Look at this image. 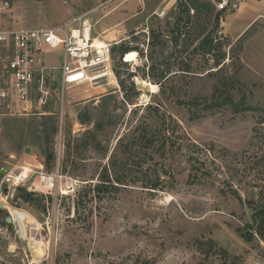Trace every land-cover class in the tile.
Listing matches in <instances>:
<instances>
[{
    "label": "rangeland",
    "instance_id": "rangeland-1",
    "mask_svg": "<svg viewBox=\"0 0 264 264\" xmlns=\"http://www.w3.org/2000/svg\"><path fill=\"white\" fill-rule=\"evenodd\" d=\"M9 1L3 27H51L77 18L91 25L93 36L126 42L138 56L121 61L117 50L116 77L64 87V53L48 50L45 102L36 90L34 113L0 116V179L3 168L30 163L51 172L59 163L79 182L76 193L64 196L37 185L7 199L4 189L0 204L9 205L0 207V264H264V18L231 38L248 11L264 17V0H242L235 22L241 0H228L225 8L223 0H196L215 7L211 17L198 13L194 0L103 7V0ZM181 1L191 19L181 14ZM179 15L188 24L176 45ZM151 31L163 41L154 48L158 67L180 73L182 62H190L196 76L173 75L164 89L147 76ZM206 36L209 53L198 50ZM209 71L214 75L203 76ZM214 86L221 91L213 94ZM219 95V105L207 108ZM49 114L58 126L51 165L40 141ZM106 172L114 186L98 193ZM11 207L40 225L27 222L23 234Z\"/></svg>",
    "mask_w": 264,
    "mask_h": 264
},
{
    "label": "built area",
    "instance_id": "built-area-1",
    "mask_svg": "<svg viewBox=\"0 0 264 264\" xmlns=\"http://www.w3.org/2000/svg\"><path fill=\"white\" fill-rule=\"evenodd\" d=\"M128 0H103L101 7ZM228 0L220 3L225 8ZM11 9L9 0H0V19ZM73 19L61 25L41 28L11 29L0 24V116H28L34 113V92L45 102L50 91L46 88L47 66L43 54L60 49L64 61L60 66L63 86L90 83L101 84L115 76L113 68L114 41L93 36L87 21ZM1 22V21H0ZM81 24V25H80ZM116 77V76H115ZM39 178L40 181L36 182ZM41 186L62 196L76 193L79 182L64 174L58 165L51 172L43 165L8 168L0 179V197L8 188V199L19 188L34 191ZM12 215V213H11ZM14 220V219H13Z\"/></svg>",
    "mask_w": 264,
    "mask_h": 264
},
{
    "label": "trees",
    "instance_id": "trees-1",
    "mask_svg": "<svg viewBox=\"0 0 264 264\" xmlns=\"http://www.w3.org/2000/svg\"><path fill=\"white\" fill-rule=\"evenodd\" d=\"M193 2H194L195 6L198 10V13H200L201 15H202V13H205V15L203 14L205 17H211L214 14L215 7L211 3H206V2L200 3L196 0H194ZM179 7H180V12L182 15L185 16V19H186V17L187 18L189 17V19H191L190 6H188L186 3L181 1V3H179ZM183 19H184V17H182L180 15L176 18L174 29L179 31L177 33V36L174 37V41H175L176 45L179 44V39H180V36L182 33L180 28H182L183 26L188 24V23L182 24ZM217 24H219V17L217 18ZM205 38L206 39H204V41L201 42V44H200L201 48H198V50L201 49V50H203L204 53L205 52L209 53L210 51H207V50H210V48L212 49V40H210L209 36L208 37L206 36ZM194 41H195V39L191 38L189 40L188 45L194 44ZM159 44H163V41L160 40V35L156 34L155 31H151V36L149 39V46H151L153 49H152L151 53L148 54V58L151 61V64H150L147 76H149L150 78L156 79V82L160 85L161 89H164L165 82L168 81L169 79H171V76H173V75H174V77H176V76L177 77H187L190 75L196 76L197 73L193 69L192 64L190 62H184V61L182 62L184 64V66H182L179 69L180 73L175 72V71H171L170 68L160 69L158 67L157 62L155 61V57H154V52H155L154 48ZM117 50H118V53L120 54V59L122 61V59L124 58V56L128 52L133 51V50H138V49L136 47L135 48L130 47V45H128L126 42H123V43H121L120 46L114 45L113 53H115ZM214 72L215 71H209L203 76L214 75ZM117 76H120L119 71H117ZM121 83L125 87V81H121ZM216 91H221V90L218 87L215 88V86H214L213 94H215ZM219 98H220V95L217 97H214V99H217L216 103H207V108H211L215 105H219V102H218ZM224 98H228V97H224ZM152 106L153 105L151 104L149 107L152 108ZM153 108L156 109V107H153ZM156 110H158V109H156ZM43 116H47L44 118L48 119L49 122H42L41 123V124L45 125V128L43 129L44 135L40 139V141H42L43 144L45 145L44 152L47 155V158H46L47 165H51V162L53 161L54 156H55L54 151H53V147H52L53 136L57 133L58 126L56 124V120H54L53 114L43 115ZM145 134H146L145 138L148 139L150 134H147L146 132H145ZM115 180L117 183H121L122 177H120L118 174H116ZM108 185L114 186L112 183L111 175L108 172H106L105 174L102 175V183H100V185L96 186L97 187L96 191H98V193H99L100 191H102L103 188H108L107 187ZM152 185H153L152 188H157V186H159V183L153 182ZM19 189H22V188H19ZM25 195L24 196L26 198H30L32 196L31 193H26Z\"/></svg>",
    "mask_w": 264,
    "mask_h": 264
},
{
    "label": "crops",
    "instance_id": "crops-1",
    "mask_svg": "<svg viewBox=\"0 0 264 264\" xmlns=\"http://www.w3.org/2000/svg\"><path fill=\"white\" fill-rule=\"evenodd\" d=\"M237 13L235 15L231 14V18L232 15L234 17V22L236 19H239L240 16L243 14L244 12V2L241 0V3L239 5V7L237 8ZM264 17H262V13L261 10H256V11H248L247 12V19L245 20L243 26H241L238 30H236L235 34L233 37H231L233 40H237L240 39L246 32H248L259 20L263 19ZM230 27L228 26V24H226V31L227 33L229 32ZM229 34V33H228ZM28 148H26L27 150ZM31 149V148H30ZM27 150V151H30ZM5 172L6 173V169H1V172ZM1 177H2V173H1ZM1 205V204H0Z\"/></svg>",
    "mask_w": 264,
    "mask_h": 264
},
{
    "label": "bare ground",
    "instance_id": "bare-ground-1",
    "mask_svg": "<svg viewBox=\"0 0 264 264\" xmlns=\"http://www.w3.org/2000/svg\"><path fill=\"white\" fill-rule=\"evenodd\" d=\"M137 56H138L137 51L133 50V51H130L126 54L125 60L134 61L137 59ZM2 203L9 205L6 201H3ZM11 212H12V215L14 216V218L18 222V225L20 227V232H22L23 234H26L27 222H30V223L37 225V226L40 225L38 223V221L36 220V218L24 209H17V208L11 207ZM38 252H41V250L38 249Z\"/></svg>",
    "mask_w": 264,
    "mask_h": 264
},
{
    "label": "water",
    "instance_id": "water-1",
    "mask_svg": "<svg viewBox=\"0 0 264 264\" xmlns=\"http://www.w3.org/2000/svg\"><path fill=\"white\" fill-rule=\"evenodd\" d=\"M28 149H29V148H28ZM6 170H7V169H6ZM1 173H2V175L5 174V172H3V171H2ZM0 207H1V208H5L6 205H5L4 203H1ZM6 220H7L8 223H11V222L13 221V217H12V216H8V217L6 218Z\"/></svg>",
    "mask_w": 264,
    "mask_h": 264
}]
</instances>
